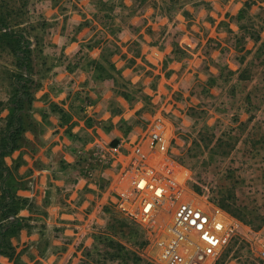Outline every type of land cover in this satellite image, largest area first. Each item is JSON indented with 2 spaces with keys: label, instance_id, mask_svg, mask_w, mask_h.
<instances>
[{
  "label": "rangeland",
  "instance_id": "rangeland-1",
  "mask_svg": "<svg viewBox=\"0 0 264 264\" xmlns=\"http://www.w3.org/2000/svg\"><path fill=\"white\" fill-rule=\"evenodd\" d=\"M38 3L39 0H0V145L10 123L15 124L12 119L15 105L12 101L21 95L19 85L25 83L19 77H27L25 68L20 66L22 54L16 52L18 44L13 42L19 35L23 37L22 43H29L32 61L33 83L26 84L31 93V105L25 104L22 114L24 125L27 129L31 128L28 132L33 137L40 135L38 114L45 122L50 113L32 106L38 100V95L47 93L43 85L55 67L69 69L70 65H84L88 67V74L93 80L109 82L114 91V94H107L98 104L107 113L103 127L118 133L121 140L106 136V143L95 144L89 158L95 159L97 166L92 169L91 175L85 168L80 170L88 178H92L97 171L99 175L100 171V177L108 179V183L114 181V187L111 186L109 192L104 189L108 200L100 205L103 222L93 224L94 232L88 233L91 236L90 245L87 248L83 247V243L77 246L82 260L78 264H167L160 257L159 242L165 236L162 229L157 224L146 226L137 218L126 215L119 206L125 199L124 193L132 190V180L138 171L160 179L170 187L176 193L175 204L190 201L210 210L219 208L227 218L229 216L233 232L212 264H264V132L261 128L247 132V139L256 141L254 144L252 139L253 150L244 143L235 147L234 139H245V131H237L235 136L229 137L227 128L220 132L216 127L213 128L217 123L213 125L212 122L207 125L208 128H202L197 119L201 117V112L208 115L213 109L215 112L217 109L226 112L236 110L237 113L260 110L264 105V84L252 89L256 97L263 99L260 106L252 99L254 104L249 103L245 107L246 103L251 102L245 96L248 82L234 93L226 92L224 82L228 79L227 74L224 73L225 78H221V72H214L216 79H219L218 90L222 87V92L226 93L225 99L235 100L230 110L225 99L216 108L218 93L212 89L211 82L202 76L212 75L205 59V63L196 60L195 71L191 75L182 78L177 72L178 76L170 78L172 85L165 82L167 88H156L154 78L161 74L155 70L168 67L170 59L164 58L161 62L163 57L158 51L147 48L155 42L147 36L142 41L147 46L142 45V48H147L148 52L137 48L141 42L136 33L145 35L148 31H161L159 27L166 26L163 21L155 26L148 22L147 17L131 21V13L122 18L121 9L108 6L102 10L110 21L102 23L105 28L94 24L92 31L97 33L90 34L91 29H83L82 23L59 28L58 20L49 21L44 17V10L50 17H55L60 13L59 9H51L50 5L43 9ZM245 4L249 12L244 9L242 13L231 17L233 25L223 35L225 45L220 43L213 45V48L220 51L214 54L215 61L221 60L226 65L231 60L232 67L240 66L241 77L251 80L255 76L261 78L264 74V0H247ZM61 8L68 10L65 5ZM90 26L91 23H88L87 27ZM77 29L81 31V36L90 39L72 61L65 60L60 57L64 56L60 49L69 44L72 37L75 38ZM118 32L123 38L113 39L111 36L114 37L113 34ZM179 51V48L174 49L177 52L173 55L175 59L183 58ZM116 66L120 69L117 70ZM174 81L181 82V87H175ZM87 99L82 104L85 111L80 107L76 113L85 119L87 126L100 127L97 128L100 131L102 126L95 123L96 120L90 114H85L87 106H93ZM75 103L79 102L76 100ZM55 108L50 104L46 111H55ZM154 131L163 132L169 137L165 152L149 147V138ZM27 139L29 145L26 149L29 151L24 150L22 155L18 151L24 147L22 135L19 136L18 149L1 159L9 170L0 169V197L7 180L10 179L13 184L24 181L30 186V182L35 183L38 178L31 177L33 170L25 164L24 155L34 153L33 140ZM79 155H82L79 162L88 160L83 157V151ZM85 187L81 186L82 189ZM88 189L97 192L95 188ZM130 198L133 199V196ZM2 202L0 198V206ZM17 202L16 207L23 210L20 216L25 220L24 226L30 232L36 222L38 225L40 212L30 200L19 199ZM14 219L11 216L0 222L2 233ZM43 234L42 243H38V246L40 254L45 251L46 255L47 233ZM36 243V240H32V244ZM32 244L25 241L19 252L12 247L9 251L11 259L17 253L20 256L26 254ZM4 250L8 251L6 246Z\"/></svg>",
  "mask_w": 264,
  "mask_h": 264
},
{
  "label": "crops",
  "instance_id": "crops-1",
  "mask_svg": "<svg viewBox=\"0 0 264 264\" xmlns=\"http://www.w3.org/2000/svg\"><path fill=\"white\" fill-rule=\"evenodd\" d=\"M246 1L50 0L48 3L46 0H39L38 6L44 9L50 5L51 9L53 7L59 9L60 13L55 17H50L48 12L46 13V10H44L45 19L49 21L58 20L59 28L69 24L82 23L84 25L83 29H87L88 31L91 29L89 31L90 34L97 33L92 31L94 24L105 28L102 23L110 21L102 10L103 7L108 6L121 9L122 18L125 17V14L131 13V21L147 17L148 22L154 26L163 21L166 26L159 27L161 31H148L145 35L139 32L136 33L139 42H141L137 48L140 47V50L144 52H148L147 48L150 51L157 50L158 54L163 57L161 62L164 58L165 60H171L168 61V67L165 66L155 70V72L161 74L160 77L154 78L156 79V88L161 86L167 88L166 83L172 85L170 78L176 75L177 72L182 78L186 77V75H191L192 71H195L194 65L196 60L205 63V59H207V66L210 67L209 72L212 75L207 76L203 74L202 76L211 82L212 89L218 93L216 108L223 102L225 99L224 95H226V93L222 92V87L221 90L217 88L219 79H216L214 72L218 71L221 72V78H225L224 73L228 76V79L225 82L223 81L226 92L231 91V93H234L235 90L243 87V84L248 82V86L245 85L247 86L245 96L251 102L246 103L244 106H248L247 104L249 103L254 104V100L258 102L259 107L263 99L256 97L252 89L254 86L264 84V74H262L261 78L255 76L250 78L251 80L243 79L241 77L240 66L232 67L231 60L226 62V65L221 60H214V54L219 50L213 48V45L217 46L220 43L225 45L222 41L225 34L224 31H229L228 28L231 29L233 25L231 17L233 18L235 15L242 13L244 9L247 10ZM64 5L68 8L67 11L61 8ZM88 23H91L90 27H87ZM71 27L74 28L75 26L71 25ZM76 31L74 33L75 38L72 37L71 42L60 49V52L64 55H60V57H63L65 60L69 59L72 61L84 43L90 39V37L85 39L84 36H81V31L78 32V29ZM113 35L114 37L111 36L113 39L118 37L123 38L120 37L121 34L119 32ZM146 36L149 40H154L155 42L146 49H143L142 45L145 44L142 41H144ZM177 48L180 49L179 52L183 58H174L173 55L177 53L174 52V49L176 50ZM175 65L177 67L174 68ZM116 68L117 70L120 69L117 66ZM49 73L50 78L43 85L47 93L43 92L41 96L38 95V100L34 101L32 107L36 110L40 109L45 113H50V115L44 122L42 116L38 114L37 119L41 122V126L39 127L40 135L33 137L28 132L31 128H28L23 134L24 147L18 150L21 155L24 150L29 151L26 149L29 145L27 138L33 140L34 153L30 151L32 155H24V159L27 162L25 164L33 170L31 177L37 176L38 178L35 183L31 181L30 186L24 181H20L19 184L15 183V187H12L16 199L34 202V206L40 212L38 215L39 223L37 225L36 222V226H32L30 232H28L26 226H24L25 220L20 216L23 210L19 209L17 216L22 226L17 228L8 239L11 247L17 249L18 252L20 247L24 246L25 241L32 244V240H36L37 243L32 244L26 254L20 256L17 253L13 259L1 256L0 264L82 263L77 248L82 243L84 244V248L90 245L91 236H88V233L94 232L93 224L99 221L103 222L100 205L105 200H108L104 189L109 192L110 187H114V181L111 180L108 183V179L105 180L100 177V171L99 175H97V171L92 178L83 176L80 173V170L84 168L87 170V166L90 163L92 169L97 166L96 161L91 159V157L89 158L95 144L106 143V136L112 138V140H121L118 133L115 134L109 130H105L103 127L106 124L104 123V119L107 118V113L98 104L107 94H114L111 85H109V82L93 80L88 74V67L84 65H70L69 69L63 68V66L55 67ZM122 73H124L123 70ZM174 86L181 87V82H175ZM256 95L258 94L256 93ZM82 96L87 97L82 98ZM86 98H89L87 100H90L93 106H87L88 110L85 114H90L96 120L95 123H99L102 126V130L100 131L97 129L100 127L87 126L85 119L76 113V109L80 111V107H82L83 101L85 102ZM229 99L231 98L225 99V104L228 105L230 110L234 106L235 100ZM76 100L79 103L74 104ZM50 104L56 107L55 111H46L49 109ZM208 115L205 112H201V117L197 118L198 123L201 122L200 126L202 128H208L207 125L211 124V122L213 125L217 123L213 128L216 127L220 132H223L227 128L229 130L227 132L229 137L235 136L237 131H245V139H234L233 146L235 147L244 143L245 146L251 148L253 138L247 139V132L250 130L258 131L260 128L264 132V105L256 112L239 111L237 113L236 110L226 112L223 109H217V112H215L213 109L209 111ZM28 122L32 121L28 120ZM223 123H225L224 127L222 126ZM83 125L84 128H82ZM253 143L256 144L254 139ZM251 150L253 149L251 148ZM80 151H83V157L85 156L88 159L86 162H79L82 158L80 157L82 155H79ZM88 174L90 175L89 172ZM103 185H106L105 188H103ZM81 186L86 187L82 189ZM90 187L95 188L97 192L89 190L88 188ZM28 212L31 214L29 210ZM0 222H4L1 210ZM43 233H47L46 238L48 242L45 246L48 247V250L46 255L45 251L43 254H40L38 246V243H42Z\"/></svg>",
  "mask_w": 264,
  "mask_h": 264
},
{
  "label": "built area",
  "instance_id": "built-area-1",
  "mask_svg": "<svg viewBox=\"0 0 264 264\" xmlns=\"http://www.w3.org/2000/svg\"><path fill=\"white\" fill-rule=\"evenodd\" d=\"M151 149L165 152L169 137L160 131L150 135ZM95 160V159H94ZM91 164V163H90ZM88 164L90 175L92 166ZM133 188L119 206L146 226L158 225L165 236L159 242L167 264H212L228 242L233 226L219 208L210 210L190 201L175 204L176 193L160 179L138 171ZM133 196V199L130 197ZM135 198V199H134ZM264 255V250L262 251Z\"/></svg>",
  "mask_w": 264,
  "mask_h": 264
},
{
  "label": "trees",
  "instance_id": "trees-1",
  "mask_svg": "<svg viewBox=\"0 0 264 264\" xmlns=\"http://www.w3.org/2000/svg\"><path fill=\"white\" fill-rule=\"evenodd\" d=\"M8 36L12 37L13 34L7 33ZM22 36L19 35L17 39H14V43L18 44L16 45V52L21 53V62L20 66L25 68L27 77L20 76L19 78H22L21 80H24V84L19 85V90L21 91V95L16 96L12 103L15 105V109L13 112V121L15 122L14 125L10 123L8 130L5 132L3 142L0 145V169L2 170H9L6 167H4L3 162L1 161L2 157H5L11 153H13L15 150L19 147V136L22 137L24 131L27 129L24 125L23 121V114L22 112L25 110V104L31 105V93L30 90L27 89L26 84L33 83L32 79V61H31V54L29 52V43L24 42L22 43ZM13 127V128H12ZM24 141V139H23ZM15 187V184L9 180L5 182V188L3 187L1 189V198L3 200L0 209H1V216L5 220H8L11 216L15 217L14 221L10 223V225L7 227V230L2 233V230L0 229V256L6 255L11 259L10 250L12 249L11 244L9 243L8 239L13 232L17 230V228H20L22 226V223L19 221V219L16 217L17 213L20 208L16 207V204H18L17 200L14 196V191L12 190V187ZM17 202V203H16ZM21 204V203H20ZM6 246V250H4V247Z\"/></svg>",
  "mask_w": 264,
  "mask_h": 264
}]
</instances>
